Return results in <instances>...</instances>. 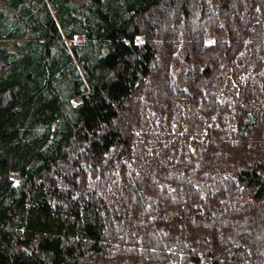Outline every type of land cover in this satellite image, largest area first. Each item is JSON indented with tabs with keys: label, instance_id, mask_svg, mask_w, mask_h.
<instances>
[{
	"label": "trees",
	"instance_id": "16d2710c",
	"mask_svg": "<svg viewBox=\"0 0 264 264\" xmlns=\"http://www.w3.org/2000/svg\"><path fill=\"white\" fill-rule=\"evenodd\" d=\"M0 264H264V0H0Z\"/></svg>",
	"mask_w": 264,
	"mask_h": 264
},
{
	"label": "rangeland",
	"instance_id": "374dc122",
	"mask_svg": "<svg viewBox=\"0 0 264 264\" xmlns=\"http://www.w3.org/2000/svg\"><path fill=\"white\" fill-rule=\"evenodd\" d=\"M78 101H79V99L76 100V102H78Z\"/></svg>",
	"mask_w": 264,
	"mask_h": 264
}]
</instances>
